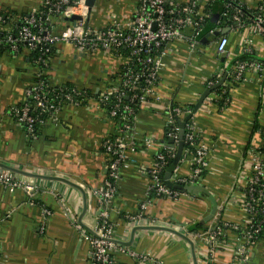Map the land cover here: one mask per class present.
I'll return each mask as SVG.
<instances>
[{"label":"crops","instance_id":"crops-1","mask_svg":"<svg viewBox=\"0 0 264 264\" xmlns=\"http://www.w3.org/2000/svg\"><path fill=\"white\" fill-rule=\"evenodd\" d=\"M238 1L249 10H256L262 0ZM137 5L138 0H94L89 24L94 28L115 22L125 25ZM42 6L43 0H0V35ZM219 17L217 9L211 25L216 26ZM53 23L58 32L69 21L58 17ZM222 31L230 41L227 58L217 54L216 40L211 37L207 43L202 42L198 51L182 41L166 46L157 86L160 100L145 104L133 125L132 133L139 142L149 138L157 145L162 143L171 107L195 106L209 80L216 83L215 78L220 81L229 74L231 64L242 54L243 40L252 39L260 44L259 39L246 32L242 34L237 28ZM255 52L264 59V47ZM124 65V58L113 54L86 55L70 45L57 46L45 69L49 81L59 86L86 88L91 96L82 106L65 104L57 121L48 120L37 133L29 134L19 123L17 111L25 103L26 92L34 85L41 68L25 50L18 55L0 50V163L33 175L10 171L35 183L40 190L31 201L24 191H11L0 185V264H93L87 238L97 225L99 214L93 192L104 186L109 174L104 141L117 135V125L100 109L97 95L111 86ZM225 86L229 90V106L220 111L218 97L211 93L195 114L194 123L209 151L205 186L220 204V219L240 224L242 211L234 204L233 191L245 172L242 163L249 145L261 144L254 127L257 123L264 126V81L251 75L246 82L231 86L227 75ZM156 153L157 147L142 150L130 156L135 164L127 163L121 169V180L110 205L111 222L119 224L115 238L124 247L149 254L160 264H206V247L192 237L186 235L194 243L196 258L189 242L175 233L138 230L148 226L127 225L124 220L127 213H137L144 200L149 182L146 168ZM191 168V156L183 155L180 170L186 174ZM52 178L64 179L85 191V214L81 191ZM226 200L228 203L221 207ZM150 211L160 227L184 234L182 226L201 222L210 213L211 204L195 196L181 197L176 202L161 199ZM233 257L234 249L226 247L216 255L215 264H232ZM113 264L151 263L115 253ZM249 264H264V238L256 243Z\"/></svg>","mask_w":264,"mask_h":264},{"label":"built area","instance_id":"built-area-1","mask_svg":"<svg viewBox=\"0 0 264 264\" xmlns=\"http://www.w3.org/2000/svg\"><path fill=\"white\" fill-rule=\"evenodd\" d=\"M214 0H138V5L130 21L125 25L113 23L101 28H94L89 24L90 8L86 0H43V6L25 16L18 24L0 35V50H7L13 55L21 53V48L29 52L37 65L49 64L53 55L51 50L59 45H70L82 54L107 53L117 58H124L125 65L115 76L111 86L101 90L97 95L100 109L105 110L108 118L116 123L117 135L104 141V150L109 158L108 177L104 186L93 192L98 203L99 214L97 225L87 236L91 245L93 264H113V255L120 253L140 263L160 264L146 253L129 249L117 242L115 229L119 224L111 222L110 205L117 193V185L121 180V169L127 163L135 164L130 156L142 150L157 147L152 163L147 166L146 173L149 182L146 186L144 200L139 204L137 213L126 214L124 220L127 225L160 226L159 221L152 216V205L161 199L176 202L181 197L193 195L168 189L164 175L176 154L179 142L180 127L176 120L182 121L192 114L193 110L184 106L171 107L167 121V132L164 140L156 144L149 138L138 141L133 132L137 112L132 104L138 103L139 110L149 101H159L158 84L162 71L163 56L167 45L182 41L193 51L201 48L198 40L204 24L211 18V5ZM253 14L252 23L245 32L260 40L256 44L252 39L243 40L244 53L262 51L264 47V0ZM79 20L69 22L63 30L56 31L54 18L62 17L68 21L72 17ZM236 28H244L242 12L236 9L234 17ZM215 31L209 35L211 40L216 38ZM244 34V32H241ZM229 38L226 36L216 40V52L227 58L229 52ZM123 51L127 54L124 55ZM39 52L36 58L32 55ZM46 55H50L45 58ZM235 61V60H234ZM231 64L228 74V85L236 86L246 82L251 75H256L264 81V65L259 61H237ZM41 70V69H40ZM45 75L41 70L34 85L26 92V101L17 111L18 121L29 134H34L36 125L48 120L57 121L63 103L82 106L90 99V92L86 88L71 85V90L61 89L51 81H39ZM216 83L209 80L206 88H212ZM49 88H57L54 94L56 101L47 94ZM127 97L131 105H123L122 99ZM209 97L205 100L208 101ZM34 109V113H32ZM36 111L38 112L36 114ZM194 116L186 123L184 142L194 148V152L184 150V156H191L192 168L184 174L180 165L174 171L173 182L179 185L205 186L206 175L209 169L208 148L203 143L201 134L197 131ZM261 144L253 146L243 160L245 172L233 191L234 204L242 211L240 224L223 222L220 219V204L217 217L208 224V228L197 233H190L191 223L182 226L185 235L201 242L206 247L204 259L206 264H215L216 255L224 248L234 249L232 264H249L251 253L264 234V134L255 132ZM174 141V146L170 141ZM142 146V147H140ZM140 150V151H139ZM0 185L8 190H22L33 201L39 193V186L26 179L16 177L10 171L0 169ZM206 187V186H205ZM196 197V196H195ZM227 200L221 207L227 204ZM46 215H50L45 210ZM262 217V218H260ZM221 225V226H220ZM80 228V227H78ZM227 239L224 245L219 244V238Z\"/></svg>","mask_w":264,"mask_h":264},{"label":"trees","instance_id":"trees-1","mask_svg":"<svg viewBox=\"0 0 264 264\" xmlns=\"http://www.w3.org/2000/svg\"><path fill=\"white\" fill-rule=\"evenodd\" d=\"M217 9H219V11H220V17H219V20H218V24L216 26H213V25H211V21H212L214 15H215ZM236 9H240L241 12H242V20L244 22V28H240V30H241V32H245V30H246L245 28L248 27L252 23V21L250 19H252L253 14H256V13L259 12L258 9L249 10L244 5H242L238 0H214L212 5H211V8H210L211 18L204 24L203 28L201 29L198 40L202 42V40L204 38H206L211 31H215L216 32V31H222L223 29H226V28H228V29L236 28V22L234 20V17L236 15ZM222 36H225V35H220L217 38H220ZM23 49L24 48H21V52L23 51ZM55 51H56V48H53L51 50V55H54ZM123 54L126 55L127 53L125 51H123ZM40 55L41 54L39 52H37V53H34L32 56L38 58ZM49 56L50 55H46L45 58H48ZM237 61H246V62L259 61V62H261L264 65V59L258 58L256 52H253L251 54L250 53L241 54L234 61V63L237 62ZM40 68L43 71H45V69H46V67L44 65H41ZM120 75H118V76H120ZM215 80L219 82V78H215ZM39 81H44V82L47 83L48 82V77L47 76H42ZM218 82H216V83H218ZM66 88L68 90H71V85H69V84L65 85L61 89H66ZM56 91H57V88H49L47 90V94L54 101H56V99L53 97ZM212 93L215 94L218 97V100H217L216 104H217V107L219 108L220 111L226 109L229 106L230 95H229L228 87L225 86V83H224L223 86L219 87L218 89H216ZM122 102H123V105H131L132 104L127 97L123 98ZM64 106H65V103H63L62 108ZM132 106L137 112L140 111L138 103H134V104H132ZM178 106L179 105H176V104L173 105V107H178ZM184 108L193 110L194 106L189 105V106H184ZM31 111H32V113H34V109H32ZM37 113L38 112L36 111V114ZM46 116L47 115H44L43 117H44V120L47 122L48 118ZM175 120H176L175 121L176 122V126L179 127L180 120H178V119H175ZM39 129H40V126L36 125V127H35V131L36 132L35 133H37L39 131ZM257 131L258 132L261 131L264 134V126H261L260 124L257 123L255 125V127H254V133L257 132ZM251 147L252 146L250 144L248 149H247V152L245 153V156L247 155L248 152H250L252 150ZM184 150L190 151L191 153H193L195 151L194 148H192V146H190L188 144H185ZM262 151L264 152V148L262 149ZM192 197H194V196H192ZM195 198H199V199L207 201L206 198L201 197V196L195 197ZM260 218H262V217H260ZM207 228H208V224L202 225L200 222H197V223L192 224L188 228V231L190 233L194 234V233H197V232L204 231ZM262 238H264V234L262 236H260V239H262ZM227 242H228L227 239H224L222 237L219 238V244L224 245Z\"/></svg>","mask_w":264,"mask_h":264},{"label":"water","instance_id":"water-1","mask_svg":"<svg viewBox=\"0 0 264 264\" xmlns=\"http://www.w3.org/2000/svg\"><path fill=\"white\" fill-rule=\"evenodd\" d=\"M87 2V6L90 8L89 12L91 11V8L94 4V0H86ZM80 18L74 16L72 18H70L68 21L69 22H74L76 20H79ZM225 32L224 31H216L214 33L215 37H219L220 35H224ZM211 36L208 35L205 39L202 40L203 43H207L208 39ZM227 75L225 74V76L212 88H208L206 89L203 94L200 96L198 102L195 104L194 109L192 111V114L188 115L187 117H185L182 121L179 122V127H180V133H179V142L176 148V154L175 157L173 158L171 164L168 166V168L166 169L165 175H164V180H165V184L168 187V189L170 190H174V191H178V192H182V193H187L196 197H204L206 198L210 204H211V211L208 214L207 217H205L200 223L202 225H205L207 223L212 222L215 217H217L218 212H219V203L216 200L215 196L213 195V193L206 188L205 186H199V185H179L173 182V174L174 171L177 169V167L181 164V161L183 159V151L185 148V142H184V135H185V126L186 123L191 120L192 116L197 114L199 112V110L201 109V107L203 106L205 100L210 96V94L215 91L216 89H218L219 87L223 86L226 79H227ZM170 145L172 147L174 146V141L171 140L170 141ZM0 167L6 170H9L11 172L17 173V174H21L24 176H29V177H33V175L25 173L23 171L8 167L4 164L0 163ZM54 180H58V181H62V182H66L67 184L77 188L78 190L81 191L82 195H83V201H84V214L86 213L87 210V197L85 194V191H83L80 187L64 180V179H60V178H52ZM83 214V215H84ZM138 230H164V231H168V232H172L175 233L176 235H178L179 237L183 238L184 240H186L187 242H189V244L191 245V250H192V254L195 257V248H194V243L184 234L176 232L170 228H163L160 226H148V227H139L137 228ZM196 264V263H195Z\"/></svg>","mask_w":264,"mask_h":264},{"label":"flooded vegetation","instance_id":"flooded-vegetation-1","mask_svg":"<svg viewBox=\"0 0 264 264\" xmlns=\"http://www.w3.org/2000/svg\"><path fill=\"white\" fill-rule=\"evenodd\" d=\"M218 38L216 37V38H213V40H217Z\"/></svg>","mask_w":264,"mask_h":264}]
</instances>
